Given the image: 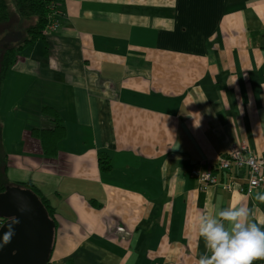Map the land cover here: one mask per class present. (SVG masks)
Masks as SVG:
<instances>
[{"label":"crops","instance_id":"0c3cea01","mask_svg":"<svg viewBox=\"0 0 264 264\" xmlns=\"http://www.w3.org/2000/svg\"><path fill=\"white\" fill-rule=\"evenodd\" d=\"M57 1L59 31L0 79L1 177L56 207L52 263L196 264L205 204L264 222L249 168H219L233 147L264 162V0ZM45 107L66 128L53 158Z\"/></svg>","mask_w":264,"mask_h":264},{"label":"clouds","instance_id":"9594fccd","mask_svg":"<svg viewBox=\"0 0 264 264\" xmlns=\"http://www.w3.org/2000/svg\"><path fill=\"white\" fill-rule=\"evenodd\" d=\"M248 196L264 204V192L249 189ZM205 204L198 217V233L204 243V252L196 264H253L264 258V222L257 223L254 211L241 203L230 204L210 212ZM13 219L7 225L0 247L8 244L15 235Z\"/></svg>","mask_w":264,"mask_h":264},{"label":"water","instance_id":"95a60500","mask_svg":"<svg viewBox=\"0 0 264 264\" xmlns=\"http://www.w3.org/2000/svg\"><path fill=\"white\" fill-rule=\"evenodd\" d=\"M21 33H8L3 41L11 44L22 40ZM0 243L7 225H14L15 235L0 247V264H49L55 240V226L35 194L29 190L7 186L0 194Z\"/></svg>","mask_w":264,"mask_h":264},{"label":"trees","instance_id":"16d2710c","mask_svg":"<svg viewBox=\"0 0 264 264\" xmlns=\"http://www.w3.org/2000/svg\"><path fill=\"white\" fill-rule=\"evenodd\" d=\"M52 1L54 0H14L18 14L26 21L28 26L24 31L22 41L18 42L16 45L11 44L10 46H4L6 48H4V52L0 57V79H2L18 61L22 49L33 45L36 41L45 39L43 32L49 23L48 16L50 14V5ZM10 20L8 2L7 0H0V29L9 28L7 25ZM0 44L3 45L7 43L0 39ZM43 114L53 123V129H35L32 132L33 136L40 140L44 156L53 158L58 154L59 143L66 136V128L56 109L45 107L43 109ZM101 165L103 168H108V159H101ZM7 186L8 184L6 182L1 185L0 194L6 191ZM9 186L29 190L35 194L47 212L48 217L54 223L56 231L57 209L52 204L51 200L31 180L13 182ZM52 252L49 258V264H54L52 263Z\"/></svg>","mask_w":264,"mask_h":264},{"label":"built area","instance_id":"2783aa9c","mask_svg":"<svg viewBox=\"0 0 264 264\" xmlns=\"http://www.w3.org/2000/svg\"><path fill=\"white\" fill-rule=\"evenodd\" d=\"M59 3L57 0L51 2L50 14L48 16L49 23L44 29V35H48L52 32H57L60 29V16L61 11L59 9ZM246 147H233L228 154L227 159L223 160L219 166L221 170L230 169L234 164L238 167L247 166L250 171L251 179L248 186L249 189H260L264 191V162L257 159L254 155H247ZM198 176L201 182L204 183V188L214 186L216 184V178L210 173H193ZM232 188V187H229ZM228 188V189H229ZM4 220L0 218V228L3 226Z\"/></svg>","mask_w":264,"mask_h":264},{"label":"rangeland","instance_id":"374dc122","mask_svg":"<svg viewBox=\"0 0 264 264\" xmlns=\"http://www.w3.org/2000/svg\"><path fill=\"white\" fill-rule=\"evenodd\" d=\"M7 2L9 5V16H10L11 20H10L9 24L7 25L9 28H5V29L1 28L0 29V39L2 41H3V38L5 36L4 34L8 30H14L16 28H19L20 30L22 29L24 31V29H26V27L28 26L26 21L24 19H22L20 17V15L18 14L14 0H7ZM17 33H19V32H17ZM23 34H24V32H23ZM11 44L16 45L17 42H13ZM11 44H3V45L0 44V57L2 56V53L4 52V48H6L4 46H10ZM0 159H1V156H0ZM0 164H1V161H0ZM1 173H2V171H0V187L4 183V181L1 177Z\"/></svg>","mask_w":264,"mask_h":264}]
</instances>
